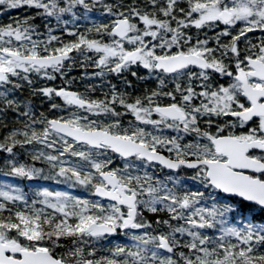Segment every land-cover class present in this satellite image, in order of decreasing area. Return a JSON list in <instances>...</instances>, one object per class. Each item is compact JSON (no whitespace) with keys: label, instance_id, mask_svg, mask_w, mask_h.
Returning <instances> with one entry per match:
<instances>
[{"label":"snow or ice","instance_id":"1","mask_svg":"<svg viewBox=\"0 0 264 264\" xmlns=\"http://www.w3.org/2000/svg\"><path fill=\"white\" fill-rule=\"evenodd\" d=\"M0 264H264V0H0Z\"/></svg>","mask_w":264,"mask_h":264}]
</instances>
